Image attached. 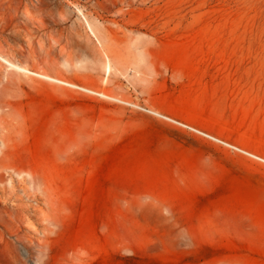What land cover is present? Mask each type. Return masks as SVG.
<instances>
[{
  "label": "rangeland",
  "instance_id": "rangeland-1",
  "mask_svg": "<svg viewBox=\"0 0 264 264\" xmlns=\"http://www.w3.org/2000/svg\"><path fill=\"white\" fill-rule=\"evenodd\" d=\"M0 264H264V0H0Z\"/></svg>",
  "mask_w": 264,
  "mask_h": 264
},
{
  "label": "built area",
  "instance_id": "built-area-1",
  "mask_svg": "<svg viewBox=\"0 0 264 264\" xmlns=\"http://www.w3.org/2000/svg\"><path fill=\"white\" fill-rule=\"evenodd\" d=\"M180 126L185 129L186 131H188L189 133H192L194 135H197L201 138H204V139H207V140H210V141H214V142H217L225 147H228V148H231V149H234V150H238L240 152H244V153H247L246 151H244L243 149L223 140V139H220L210 133H208L207 131H204L202 129H199L198 127L196 126H193V125H190V124H187V123H182L180 122L179 123Z\"/></svg>",
  "mask_w": 264,
  "mask_h": 264
},
{
  "label": "bare ground",
  "instance_id": "bare-ground-1",
  "mask_svg": "<svg viewBox=\"0 0 264 264\" xmlns=\"http://www.w3.org/2000/svg\"><path fill=\"white\" fill-rule=\"evenodd\" d=\"M10 65L12 66V67H14V68H17L18 70L20 69V70H24V72L26 71L27 72V70L25 69V68H20V67H18L17 65H14L13 63H10ZM108 70H109V68H108Z\"/></svg>",
  "mask_w": 264,
  "mask_h": 264
}]
</instances>
